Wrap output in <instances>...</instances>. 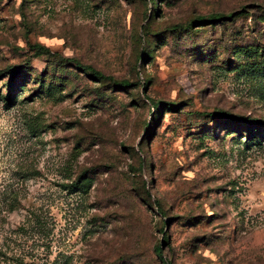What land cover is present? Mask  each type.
Segmentation results:
<instances>
[{
	"label": "rangeland",
	"instance_id": "1",
	"mask_svg": "<svg viewBox=\"0 0 264 264\" xmlns=\"http://www.w3.org/2000/svg\"><path fill=\"white\" fill-rule=\"evenodd\" d=\"M243 115L264 0H0V264H264Z\"/></svg>",
	"mask_w": 264,
	"mask_h": 264
},
{
	"label": "trees",
	"instance_id": "2",
	"mask_svg": "<svg viewBox=\"0 0 264 264\" xmlns=\"http://www.w3.org/2000/svg\"><path fill=\"white\" fill-rule=\"evenodd\" d=\"M233 14V12H231V13H229V14H227V15H224V14H221V13H210V14H208V15H202V14H198V15H196L195 16V20L196 21H199V22H212V21H215V20H217V19H219V18H223V17H229V16H231ZM120 83H122V84H125V85H128L129 84V82L128 81H126V80H124V79H120V81H119ZM168 103H170V102H168ZM156 102L155 101H152V103H151V105L153 106V107H155L156 106ZM234 116V115H233ZM242 117V119L245 121V123H248V124H251V123H255L256 125H257V127H261V126H264V119H262V118H260V117H258V118H252V119H250L248 116H241ZM251 126V125H250Z\"/></svg>",
	"mask_w": 264,
	"mask_h": 264
}]
</instances>
